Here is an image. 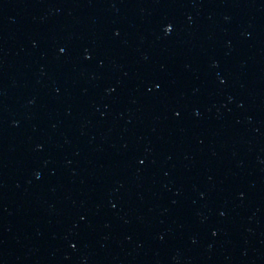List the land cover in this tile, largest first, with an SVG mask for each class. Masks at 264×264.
Returning <instances> with one entry per match:
<instances>
[{"label": "water", "instance_id": "water-1", "mask_svg": "<svg viewBox=\"0 0 264 264\" xmlns=\"http://www.w3.org/2000/svg\"><path fill=\"white\" fill-rule=\"evenodd\" d=\"M0 264H264V0H0Z\"/></svg>", "mask_w": 264, "mask_h": 264}]
</instances>
